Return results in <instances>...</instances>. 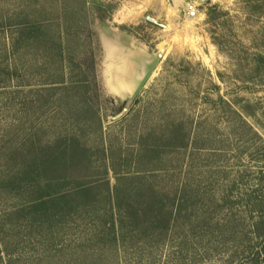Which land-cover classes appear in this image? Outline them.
Wrapping results in <instances>:
<instances>
[{
  "label": "rangeland",
  "instance_id": "1",
  "mask_svg": "<svg viewBox=\"0 0 264 264\" xmlns=\"http://www.w3.org/2000/svg\"><path fill=\"white\" fill-rule=\"evenodd\" d=\"M187 1L0 0V264H264V0Z\"/></svg>",
  "mask_w": 264,
  "mask_h": 264
},
{
  "label": "trees",
  "instance_id": "2",
  "mask_svg": "<svg viewBox=\"0 0 264 264\" xmlns=\"http://www.w3.org/2000/svg\"><path fill=\"white\" fill-rule=\"evenodd\" d=\"M41 23H38V21L33 20H24L23 23L19 26L18 32L21 33V37L26 39H34L37 40L41 39L42 34L44 33L42 31ZM70 67L69 71L70 74V85L69 88L76 89L78 87L79 80L74 79L78 73H80V61H75L73 59L69 60ZM80 137L78 135H64L60 136L54 146V150L57 152L55 153L54 157L57 159H63V160H69L70 164H73L75 162L76 158H79L80 151L82 147L80 146ZM81 159H78L80 161ZM59 175L57 174L55 178H58V181L53 182H59ZM96 179H94L92 182L90 181H84V182H78L75 185L65 187V183L59 182L57 185H39V182L36 180L35 185H33V188H36L35 194L36 197L32 201L33 207H48V204H50L49 200H53L54 198H57L61 195H65L67 193H71V195H75L78 193H87L89 191V188L87 186H90ZM16 181L15 180H7L5 182L6 185H14ZM34 184V183H33ZM76 196V195H75ZM152 208V214L151 218H153L152 222L154 220H158L159 223H157L154 226H158V224L164 225L165 219L162 216V218H157L158 215H162V205H158L157 207H151ZM154 208L157 212L154 211Z\"/></svg>",
  "mask_w": 264,
  "mask_h": 264
},
{
  "label": "water",
  "instance_id": "3",
  "mask_svg": "<svg viewBox=\"0 0 264 264\" xmlns=\"http://www.w3.org/2000/svg\"><path fill=\"white\" fill-rule=\"evenodd\" d=\"M155 63H156V60L152 61L149 65H147L148 68H146V71H144L142 77L139 80V83L135 86L133 94L142 86L144 81L148 78V76L150 75V73L153 70V67L156 65Z\"/></svg>",
  "mask_w": 264,
  "mask_h": 264
},
{
  "label": "built area",
  "instance_id": "4",
  "mask_svg": "<svg viewBox=\"0 0 264 264\" xmlns=\"http://www.w3.org/2000/svg\"><path fill=\"white\" fill-rule=\"evenodd\" d=\"M184 11L187 16L194 17L198 12L197 5L195 4L194 1L189 0L185 2Z\"/></svg>",
  "mask_w": 264,
  "mask_h": 264
},
{
  "label": "bare ground",
  "instance_id": "5",
  "mask_svg": "<svg viewBox=\"0 0 264 264\" xmlns=\"http://www.w3.org/2000/svg\"><path fill=\"white\" fill-rule=\"evenodd\" d=\"M147 64V63H146ZM140 66V65H139Z\"/></svg>",
  "mask_w": 264,
  "mask_h": 264
}]
</instances>
